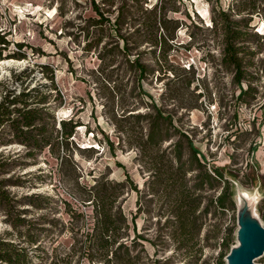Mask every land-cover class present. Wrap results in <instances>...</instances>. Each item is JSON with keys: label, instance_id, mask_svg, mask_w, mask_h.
<instances>
[{"label": "rangeland", "instance_id": "obj_1", "mask_svg": "<svg viewBox=\"0 0 264 264\" xmlns=\"http://www.w3.org/2000/svg\"><path fill=\"white\" fill-rule=\"evenodd\" d=\"M94 1L109 22L92 24L90 18L98 16L91 10V0H0V28L10 39V48L16 50L20 43L24 53L21 59L0 61V78L8 77L11 69L28 66L32 69L29 87L47 83L40 68L47 65L55 87L40 89L52 97L59 95L51 101L54 117L78 123L67 146L68 162H60L44 149L34 164L7 174H19L24 182L10 188L17 197L39 193L49 198L43 209L26 202L18 206L27 210L31 232L37 234L36 243L30 245L31 264H91L79 247L92 221L90 205L81 200L82 187L105 179L123 182L116 205L128 224L129 239L133 238L135 264H153L157 256L168 258L165 264L193 260L214 264L227 228L231 229L228 250L237 243L235 206L223 214H204L198 244L187 252L175 249L164 225L166 203L150 189L154 149L142 153L138 142L159 109L171 120L168 132H183L209 163L222 168L232 184L234 203L237 192L255 197L254 213L264 227V11L235 13L229 10L232 0H145L143 7H164L172 36L156 46L141 42L128 52L127 58L137 55L145 66L137 82L136 71L117 51L122 40L113 32L120 1ZM131 10L140 16L137 6ZM220 10L230 12L229 17L238 21L237 29L260 36L239 42L253 51L242 55L245 78L240 85L246 91L241 95L231 66L222 62V36L213 25ZM246 16H251L248 22ZM171 20H176V27ZM129 25L121 24V31ZM133 25L139 33L144 30L137 20ZM128 113L138 116L128 117ZM175 138L163 141L159 149ZM19 147L13 144L7 150ZM41 213L44 220L37 219ZM3 217L0 235L19 242L21 238ZM216 228L220 231L215 235ZM263 256L254 263L263 264Z\"/></svg>", "mask_w": 264, "mask_h": 264}, {"label": "trees", "instance_id": "obj_2", "mask_svg": "<svg viewBox=\"0 0 264 264\" xmlns=\"http://www.w3.org/2000/svg\"><path fill=\"white\" fill-rule=\"evenodd\" d=\"M114 16L113 32L122 40L119 52L125 57L128 66L136 71L135 81L143 75L145 66L138 61L137 55L127 58L132 47L141 42L151 46L164 44L166 39H171L167 32L164 7L153 4L143 7L145 0H119ZM130 1L131 3H127ZM114 0H102L101 3L112 4ZM132 2H136L133 4ZM137 6L140 16H134L132 7ZM91 10L98 18L91 19L92 24L101 25L109 22L102 8L91 0ZM229 10L235 13L245 12L248 15L264 11V0H232ZM227 10L218 11V21L214 20L222 36V62L231 66L232 78L239 88V94L245 93V88L240 82L245 78L242 69V55L252 54L247 44L239 42L248 41L250 36L260 37L256 33L241 31L234 25L238 22L232 20ZM249 21L251 16H246ZM138 18V19H137ZM139 21L143 27L134 28V21ZM176 27V20H171ZM121 24H130L128 29L121 31ZM247 23H245L246 26ZM11 41L6 32L0 28V61L5 58L21 59L24 53L10 48ZM42 75L47 83H37L31 86L32 72L28 66L11 69L8 77L0 78V215L16 231L19 242L0 235V264H31L30 248L35 244L37 234L31 232V219L24 214L27 210L19 208L21 202L43 209L47 207L49 198L39 193L24 194L17 197L12 193L11 187L23 186L24 182L17 175H7L15 168H23L34 164L39 153L44 149L60 162H68L67 146L74 132L77 121L56 120L51 107V101L59 98L52 97L48 91L41 90V86L54 89L51 69L41 65ZM128 117L138 115L127 114ZM172 127L171 120L163 116L159 109L155 110L149 128L143 140L138 142L139 150L154 149L150 154L153 163L151 167L150 189L154 194L163 197L166 203L164 225L167 227V237L175 244V249L187 252L192 246L198 244V236L202 227V216L209 211L223 214L234 209L232 200V184L225 177L222 168L214 163H209L205 156L193 145L191 139L181 131L168 132ZM175 136L163 149L159 145ZM17 144L19 149L7 150L8 146ZM123 182L112 180H97L89 187H82L84 197L92 213L90 229L81 240V255L92 263L97 264H135L137 255L133 253V238L129 239L128 224L116 205L118 196L122 193ZM135 188V186H132ZM210 190L211 193L203 194ZM264 202V196L261 198ZM261 209V207H260ZM264 220V211H261ZM45 213L38 215L39 220H44ZM49 221H53L50 219ZM222 235L218 243V251L214 257V264H225L223 256L228 252V233ZM219 228L214 234H218ZM8 232L5 231L4 234ZM36 248V247H33ZM201 250L200 245L197 246ZM168 258L152 259L153 264H165ZM264 264V256H263ZM186 264H197L196 260L187 261Z\"/></svg>", "mask_w": 264, "mask_h": 264}, {"label": "water", "instance_id": "obj_3", "mask_svg": "<svg viewBox=\"0 0 264 264\" xmlns=\"http://www.w3.org/2000/svg\"><path fill=\"white\" fill-rule=\"evenodd\" d=\"M237 244L229 248L224 255L225 264H255L254 260L264 253V227L254 218L242 217L243 213L253 207L245 195H236L234 203Z\"/></svg>", "mask_w": 264, "mask_h": 264}, {"label": "bare ground", "instance_id": "obj_4", "mask_svg": "<svg viewBox=\"0 0 264 264\" xmlns=\"http://www.w3.org/2000/svg\"><path fill=\"white\" fill-rule=\"evenodd\" d=\"M240 193H241V195H245L246 200H247V201H250V202L253 204V206H254V203H255V201H256L254 196H249V195H247V194L244 193V192H237V195L240 196ZM242 217H250V218H254V217H255V213H254V209H253V207L250 208L249 211L244 212L243 215H242ZM236 244H237V243H236Z\"/></svg>", "mask_w": 264, "mask_h": 264}]
</instances>
